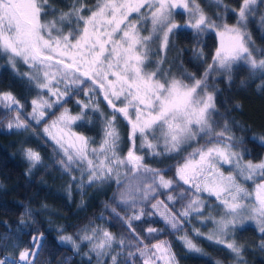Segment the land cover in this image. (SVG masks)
I'll list each match as a JSON object with an SVG mask.
<instances>
[{
    "label": "snow or ice",
    "instance_id": "6c2138e0",
    "mask_svg": "<svg viewBox=\"0 0 264 264\" xmlns=\"http://www.w3.org/2000/svg\"><path fill=\"white\" fill-rule=\"evenodd\" d=\"M181 29L206 65L199 74L182 63L172 71L167 54ZM213 36L216 44L206 51ZM0 58L35 92L24 102L0 92L6 128L43 125L54 145L53 166L68 177L67 197L117 186L115 206L105 209L122 224L119 235L92 220L70 234L58 229V242L82 264H179L165 235L202 254L195 240L201 237L226 250L233 264H247L238 233L248 223L264 251V158H246L249 140L219 101V85L231 87L240 72L242 87L264 92V0H0ZM73 101L75 114L67 106ZM84 125L98 127L99 139L74 130ZM259 142L264 146V136ZM21 151L30 177L44 158L31 147ZM149 159L176 163L154 167ZM39 214L24 206L14 231L4 224L0 248L10 241L18 251L0 256V264H44ZM157 216L164 227L150 226ZM194 220L211 227L202 231Z\"/></svg>",
    "mask_w": 264,
    "mask_h": 264
},
{
    "label": "trees",
    "instance_id": "16d2710c",
    "mask_svg": "<svg viewBox=\"0 0 264 264\" xmlns=\"http://www.w3.org/2000/svg\"><path fill=\"white\" fill-rule=\"evenodd\" d=\"M227 2L234 4L235 0H227ZM202 3H207V0H202ZM208 11L211 12L212 9H208ZM177 19H181V17H177ZM258 35L256 34L257 38ZM173 41L172 49L167 54L168 60L174 63L172 71L178 73L182 63L183 68L189 72L197 74L202 72L206 65H202L195 59L192 52V41L187 30L181 29ZM207 44L206 51H211L216 44L215 37L208 39ZM245 75L244 72L238 73L231 87L220 84L222 94L219 101L222 102L221 111L223 112L224 107H227L231 111L230 119H234L239 128L243 129L238 134L249 140L250 156L246 158L259 160L264 158V146L259 142V138L264 136V92L256 91L255 86L242 87L240 81L245 78ZM2 91H11L22 102L30 101L35 96V92H29L25 83L16 77L11 68L7 67L6 61L0 58V92ZM80 98L84 99L83 96ZM67 106L73 110L74 114L78 111L75 101ZM27 110L30 111V108ZM6 123L7 119L0 111V235H4L8 231L4 227L5 223L11 225L14 231L24 206L30 207L40 213L37 216L38 223L35 227L45 233L46 247L39 257L40 261H43L44 264H63L67 258L68 264H82L81 257L74 255L70 245L58 242V229L63 226L70 234L78 226L92 220L119 235L124 230L122 224L116 218L111 217L109 211L105 209V204L115 206L113 196L117 192V186L113 183L89 187L84 190L85 195L74 193L73 197L69 199L65 192L68 177L62 176L53 166V161L56 158L54 145L43 135V125L28 131L15 129L8 131ZM119 126L122 135H124L127 131L125 122L119 121ZM74 130L99 139L97 136L98 127L84 125L76 127ZM36 132H39L40 135H36ZM23 147H31L39 151L44 158V164L34 169L30 177L25 174L28 163L22 155ZM182 155H186V153ZM148 162L154 167H167L168 164H175L176 159H167L162 164H157L151 159ZM172 175L173 172L168 173V176ZM160 198L163 199V197ZM81 203H83V207H81ZM41 205H47V211H42ZM101 214L104 216L102 220L99 219ZM152 219L156 223L150 226L157 228L165 226L158 216ZM194 224L205 232L211 227V225L203 227L198 223ZM148 226V224L143 225L145 228ZM29 230L25 229L24 231L26 233ZM259 236L256 226L250 223L238 233L239 241L247 244V251L244 253L247 264H264V251L256 247V244L259 243ZM162 238L173 241V250L177 254L179 264H214L215 260H222L224 264H233V260L226 250L221 246L210 244L201 237H195V240L203 249L202 254L187 251L174 236L165 235ZM22 239L27 242L28 236L24 234ZM17 251L18 249L13 247L10 241L7 242V247L0 248V254L9 252L15 256Z\"/></svg>",
    "mask_w": 264,
    "mask_h": 264
},
{
    "label": "rangeland",
    "instance_id": "374dc122",
    "mask_svg": "<svg viewBox=\"0 0 264 264\" xmlns=\"http://www.w3.org/2000/svg\"><path fill=\"white\" fill-rule=\"evenodd\" d=\"M225 168H227V166H225ZM186 187V186H185ZM205 198L208 199L209 201H212L214 202V198H210V197H207V195L205 194ZM194 223H198L197 221L194 220ZM193 223V224H194ZM199 224V223H198ZM250 224H253V223H250ZM254 225V224H253Z\"/></svg>",
    "mask_w": 264,
    "mask_h": 264
},
{
    "label": "built area",
    "instance_id": "2783aa9c",
    "mask_svg": "<svg viewBox=\"0 0 264 264\" xmlns=\"http://www.w3.org/2000/svg\"><path fill=\"white\" fill-rule=\"evenodd\" d=\"M0 256H4L5 258H7L8 256H13V255H11L9 252H2Z\"/></svg>",
    "mask_w": 264,
    "mask_h": 264
}]
</instances>
